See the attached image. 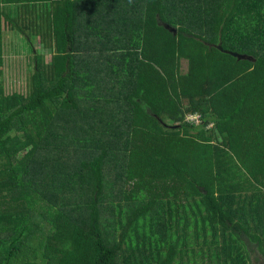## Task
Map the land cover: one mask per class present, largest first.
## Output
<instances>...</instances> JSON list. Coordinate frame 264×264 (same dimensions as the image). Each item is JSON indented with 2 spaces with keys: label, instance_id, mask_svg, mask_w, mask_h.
<instances>
[{
  "label": "trees",
  "instance_id": "1",
  "mask_svg": "<svg viewBox=\"0 0 264 264\" xmlns=\"http://www.w3.org/2000/svg\"><path fill=\"white\" fill-rule=\"evenodd\" d=\"M12 31L35 55L23 92L5 86ZM254 250L264 263V0H0V264Z\"/></svg>",
  "mask_w": 264,
  "mask_h": 264
},
{
  "label": "rangeland",
  "instance_id": "2",
  "mask_svg": "<svg viewBox=\"0 0 264 264\" xmlns=\"http://www.w3.org/2000/svg\"><path fill=\"white\" fill-rule=\"evenodd\" d=\"M5 34L3 42L5 86L9 92L15 90L23 92L25 89L31 87L28 85L27 77L30 76L31 81L32 67L35 66V55L31 50L32 46L30 47L29 41L23 34L17 31L5 32ZM35 45L36 49L39 50L40 53H43L46 60L50 62L52 58L51 50H46L44 46L40 45L38 42H35ZM187 70L188 61L183 60L182 72L185 73ZM259 256V252L254 250V254L252 253L251 255V264H264ZM204 264L208 263L206 262Z\"/></svg>",
  "mask_w": 264,
  "mask_h": 264
},
{
  "label": "built area",
  "instance_id": "3",
  "mask_svg": "<svg viewBox=\"0 0 264 264\" xmlns=\"http://www.w3.org/2000/svg\"><path fill=\"white\" fill-rule=\"evenodd\" d=\"M187 122H190L191 124L198 125L199 122H201V115L200 114H190L187 116ZM200 124V123H199Z\"/></svg>",
  "mask_w": 264,
  "mask_h": 264
},
{
  "label": "water",
  "instance_id": "4",
  "mask_svg": "<svg viewBox=\"0 0 264 264\" xmlns=\"http://www.w3.org/2000/svg\"><path fill=\"white\" fill-rule=\"evenodd\" d=\"M166 27H167L168 29H170L171 31L176 32V31H175L174 29H172L170 26L166 25ZM235 56H237L239 59H248V60H252L251 57H248V56H246V55H237V54H235Z\"/></svg>",
  "mask_w": 264,
  "mask_h": 264
},
{
  "label": "clouds",
  "instance_id": "5",
  "mask_svg": "<svg viewBox=\"0 0 264 264\" xmlns=\"http://www.w3.org/2000/svg\"><path fill=\"white\" fill-rule=\"evenodd\" d=\"M129 2H131V0H129Z\"/></svg>",
  "mask_w": 264,
  "mask_h": 264
}]
</instances>
